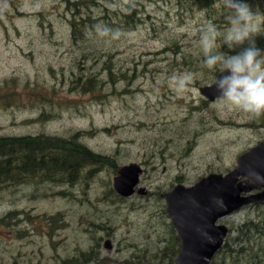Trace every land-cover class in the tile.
I'll list each match as a JSON object with an SVG mask.
<instances>
[{
	"label": "rangeland",
	"instance_id": "rangeland-1",
	"mask_svg": "<svg viewBox=\"0 0 264 264\" xmlns=\"http://www.w3.org/2000/svg\"><path fill=\"white\" fill-rule=\"evenodd\" d=\"M67 1L82 0H0V96L7 94L0 98V137L83 133L81 143L111 161L75 186L4 189L0 264H162L173 242L162 194L227 174L264 140V114L221 106L199 91L220 73L203 66L199 40L209 23L221 33L213 51L235 55L223 45L229 10L219 3L203 9L195 0H85L90 9L80 12L102 28L84 41L73 37L77 11ZM128 5L136 9L129 19ZM251 9L264 13V6ZM105 27L112 32L104 34ZM260 34L255 42L264 41ZM185 71L194 79L177 91L169 78ZM91 76L102 85L85 93L81 85ZM132 163L143 169L138 189L148 194L119 199L117 170ZM262 210L264 203L248 206L220 221L232 230L230 248L234 229ZM254 241L264 246V238Z\"/></svg>",
	"mask_w": 264,
	"mask_h": 264
},
{
	"label": "trees",
	"instance_id": "trees-1",
	"mask_svg": "<svg viewBox=\"0 0 264 264\" xmlns=\"http://www.w3.org/2000/svg\"><path fill=\"white\" fill-rule=\"evenodd\" d=\"M195 1L200 7L208 10H212L219 3V0ZM241 2L247 3L250 7L263 8L264 6V0H241ZM67 3H69L70 8H73V11H77L73 15L74 18L72 21L74 39L85 41L92 32H98L102 28V26H99L98 20H94L90 16L84 18L83 13L80 12L81 8H85V5L88 10L90 9V1H67ZM128 10L129 14H127V19L130 18L129 16H133L132 14L136 9L128 5ZM130 23L131 21L127 20V24L130 25ZM255 43L258 48L264 51V41L260 40ZM247 46V44H244L235 48L234 54L236 55ZM107 70L110 74L111 81L114 83L115 77L111 66H107ZM215 71L219 73L218 68ZM122 76L124 79L127 77L125 75ZM87 80L89 83L81 85L85 93L93 92L97 88V85L102 82L96 76L88 77ZM7 86L9 84L7 85L6 83L5 88ZM6 97L7 94H4V97L0 96V98ZM10 98L13 101L9 100L8 105L16 104L13 103L15 102L13 96H10ZM1 102L0 100V104ZM45 115L43 113L42 117ZM84 136L83 133H77L68 139L45 134L0 137V193L6 188H16L22 185L69 184L75 186L80 181L92 179L97 170L101 166L108 165L111 159L93 152L81 143L80 139ZM88 169L89 172L85 175ZM119 170H117V173ZM118 198L124 199L120 196ZM15 215L16 213H10L7 218ZM5 220L0 219V224H3ZM170 228L173 234V242L165 252L163 251L164 253L161 256L162 264H174L181 250V240L176 235L172 224H170ZM234 230L237 231L238 237L233 239L232 245L234 244L238 248H230L228 237L226 244L217 254L219 257L225 253L222 264H228L232 257L234 258L233 264H264V246L254 241V238L258 236L259 242H263L264 210L256 218L248 219L243 225ZM251 233H253L254 237L250 236ZM252 243L256 247L254 250L249 248V245ZM85 256L83 255V257ZM89 256L91 257L92 255ZM240 257H243V259L240 260ZM69 264H81V260L72 259ZM212 264H214V261Z\"/></svg>",
	"mask_w": 264,
	"mask_h": 264
},
{
	"label": "water",
	"instance_id": "water-1",
	"mask_svg": "<svg viewBox=\"0 0 264 264\" xmlns=\"http://www.w3.org/2000/svg\"><path fill=\"white\" fill-rule=\"evenodd\" d=\"M224 75L229 73H219L217 79ZM214 85L199 89L210 102L220 95ZM142 174L138 164L122 167L114 179V190L122 198L147 195L145 188L138 189ZM162 198L182 242L174 264H212L230 233L220 221L264 201V140L239 156L227 174H210L192 186L177 184Z\"/></svg>",
	"mask_w": 264,
	"mask_h": 264
},
{
	"label": "clouds",
	"instance_id": "clouds-1",
	"mask_svg": "<svg viewBox=\"0 0 264 264\" xmlns=\"http://www.w3.org/2000/svg\"><path fill=\"white\" fill-rule=\"evenodd\" d=\"M221 7L229 10L226 16L227 29L223 45L229 50L247 43V47L236 55L218 51L214 52L220 30L215 24L209 23L200 33L199 44L204 54L203 66L210 70L219 69L220 73L228 72L215 80V87L220 95L216 101L221 106L236 107L244 112L257 116L264 114V51L256 46L255 37L264 31V13L258 9L253 12L251 7L241 0H219ZM207 10H202L201 14ZM183 29H181L182 31ZM112 32L104 28L103 33ZM118 36V32H113ZM194 79L188 71L173 74L169 80L177 91H183Z\"/></svg>",
	"mask_w": 264,
	"mask_h": 264
},
{
	"label": "flooded vegetation",
	"instance_id": "flooded-vegetation-1",
	"mask_svg": "<svg viewBox=\"0 0 264 264\" xmlns=\"http://www.w3.org/2000/svg\"><path fill=\"white\" fill-rule=\"evenodd\" d=\"M264 203V201H261V202H259V203H257V204H263ZM257 204H253V205H251V206H255V205H257ZM173 225V224H172ZM179 237V236H178ZM180 238V237H179ZM227 239H228V237H227ZM227 239H226V241H227ZM181 240V239H180ZM225 244H226V242H225ZM181 245H182V242H181ZM107 248L109 249V248H111V244H107ZM219 253V252H218ZM217 256V255H216ZM214 261V260H213Z\"/></svg>",
	"mask_w": 264,
	"mask_h": 264
}]
</instances>
